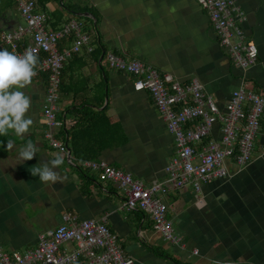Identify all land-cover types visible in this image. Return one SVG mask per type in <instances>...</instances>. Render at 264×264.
I'll list each match as a JSON object with an SVG mask.
<instances>
[{
	"label": "crops",
	"instance_id": "obj_1",
	"mask_svg": "<svg viewBox=\"0 0 264 264\" xmlns=\"http://www.w3.org/2000/svg\"><path fill=\"white\" fill-rule=\"evenodd\" d=\"M67 2L98 13L97 19L85 12L94 17L90 18L93 23L68 14L65 17L91 30L92 44L98 35L106 55L118 52L126 59L141 60L159 73L172 74L184 84L197 80L223 111L232 93L244 84L264 97V0H238L247 15L246 34L259 49L257 63L247 70L234 65L219 43L209 13L197 0ZM48 9L53 12L58 5L49 4ZM19 19L18 9L9 10L0 16V28L4 33L12 32L24 26ZM80 55H84L78 61L83 66L66 76L65 90L70 88V93L60 91L58 113L84 101L95 108L101 101L100 86L104 81L106 97L99 109L107 107V115L113 123L121 125L125 137L122 145L104 150L97 161L91 162H106L147 185L155 182L168 185L166 168L175 157L176 142L152 96L136 90L131 75L112 70L106 56L103 62L97 63L86 50ZM100 64L107 70V79ZM48 85L49 82L38 78L24 89L32 102L42 106L39 113L29 115L33 120L29 132L22 137L9 133L6 142L0 136V248L6 251L34 248L40 234L60 226L63 216L70 213L79 220L106 222L118 236L125 254L134 258L136 264H173L155 258L139 241L141 236L148 245H154L157 232L148 222L151 218L138 226L131 212L122 207L124 197L110 192L118 190L108 182L99 181L86 190L78 169L82 161L71 151L69 158V154L55 148L46 137L48 128L43 111ZM261 121L250 163L244 167L231 166L227 178L202 184L199 192L188 185L168 196V217L182 236L179 239L182 251L195 248L192 252L195 254L198 250V255L213 261L211 264H227L221 256H229L234 264H243L241 258L264 259V231H259L260 220L264 219V115ZM219 130V126L213 129L211 139L219 138ZM58 131L53 132L55 139L64 142L57 136ZM9 140L13 142L11 149L7 148ZM28 141L39 152L32 160L25 161L20 157V150ZM57 154L64 156V164L57 170L58 182L43 183L38 176H32L31 168ZM92 173L99 177V172ZM243 240L248 246L242 251L234 249ZM211 254L219 260H214ZM174 257L191 264L178 255Z\"/></svg>",
	"mask_w": 264,
	"mask_h": 264
},
{
	"label": "built area",
	"instance_id": "obj_2",
	"mask_svg": "<svg viewBox=\"0 0 264 264\" xmlns=\"http://www.w3.org/2000/svg\"><path fill=\"white\" fill-rule=\"evenodd\" d=\"M197 1L209 13L219 43L234 65L244 70L254 66L259 49L246 34L247 15L238 0ZM16 2L25 25L4 33L2 41L17 54L33 50L39 57L36 76L49 77L43 111L48 128L46 137L55 148L69 154L67 144L56 140L53 133L62 126L57 118L62 69L73 54L93 51L91 36L83 32V24L77 20L53 30L49 26L50 16L39 9L36 0ZM71 35H74L72 46L62 52L60 41ZM106 61L112 70L131 75L134 88L148 92L164 116L176 142L175 157L166 168L170 183L147 185L103 161H87L83 166L99 172L103 182L117 183L124 193L123 209L148 214L154 231L177 245L180 240L168 219V196L188 185L199 192L202 184L227 178L231 166L244 167L250 163L261 129L264 97L244 84L232 93L223 111L197 80L184 84L141 60L126 59L113 52L106 55ZM216 126L220 128V136L214 140L211 134ZM0 264H136V260L125 254L118 236L106 222L79 220L67 213L60 226L39 235L34 248L25 251L0 248Z\"/></svg>",
	"mask_w": 264,
	"mask_h": 264
},
{
	"label": "trees",
	"instance_id": "obj_3",
	"mask_svg": "<svg viewBox=\"0 0 264 264\" xmlns=\"http://www.w3.org/2000/svg\"><path fill=\"white\" fill-rule=\"evenodd\" d=\"M36 1L38 3L39 9L50 16L49 26L53 30H59L63 27L64 24L71 21V19L65 17V14L70 15L71 18L90 21L91 23H93V20L90 18L76 16V13L90 12L95 16V18L98 19V13L92 8L88 9L87 7L84 8L72 5L68 3L67 0H64L63 4H60V0ZM52 3H56L58 5V9L53 12H50L48 9V5ZM12 9H18L16 0H0V14L2 13L1 15L5 14L7 11ZM83 32L88 35L91 34V30L87 28L84 29V27ZM3 34V30L0 28V50L7 49L11 51L10 46L4 44L2 41ZM98 39L99 38L97 35V37H95V40L93 41V44L91 43L93 51L89 52L97 63L99 62L103 51L106 52L105 46ZM73 41L74 35L62 39L59 43V49L62 52L66 49H70L73 44ZM81 53L73 54L70 58L65 61L61 75V92L64 90L66 93H70V88L65 90L66 83H68L66 82V76L69 75V73H75L76 70H79V68L83 66L78 62L79 60H83L84 55H80ZM106 53L102 62L105 60ZM113 53L122 56L118 52ZM100 67L101 70L104 71L105 78L107 79L108 74L106 68L102 64H100ZM38 78H42V81L45 83L49 82L48 74H41L39 76H36L33 80ZM102 82L103 83H101L100 86V91L103 93L102 98L101 101H99L98 104L95 106V108L90 105L89 101H84L79 105L73 104L72 106L66 108L64 111H61L57 114L58 120L62 123V126L59 129L57 136L64 140L72 155L77 160L82 161V166H79L78 169L81 173L82 181L84 182V185H86V190H89L88 187L90 185L98 183L99 181L102 182V180L100 173L99 177L96 178L95 174L91 173V169L85 168L83 166L84 162L97 161L104 150L122 145L125 141L121 125L119 123H113L112 120H110L109 116L107 115V107H105V109L103 110L99 109L104 105L106 97V83L104 81ZM5 138L6 142L9 138L8 136ZM237 153H239V151H237ZM86 190L84 191L85 193L87 192ZM109 191L114 194H117V191H115L114 189H111ZM130 215L134 216V219H136V223L138 224V226L142 224L144 219L149 220L150 218L146 213L142 211H132ZM148 222L151 224V226H153L154 223L152 219ZM139 241L141 242L143 247H145L149 251V253H151L157 259H162L165 261L167 260L173 264H187L170 255L168 251L164 250L162 247L148 245L146 241L141 238H139ZM121 247L124 248L122 245Z\"/></svg>",
	"mask_w": 264,
	"mask_h": 264
},
{
	"label": "clouds",
	"instance_id": "obj_4",
	"mask_svg": "<svg viewBox=\"0 0 264 264\" xmlns=\"http://www.w3.org/2000/svg\"><path fill=\"white\" fill-rule=\"evenodd\" d=\"M39 57L33 50L17 54L14 50H0V136L7 137L14 133L22 137L29 132L33 120L27 115L31 106V97L23 89L33 83L37 75ZM13 142L7 143L11 149ZM39 149L28 141L20 150V157L25 161L32 160ZM64 164V156L57 154L55 158L30 169L32 176H38L43 183L58 182V169Z\"/></svg>",
	"mask_w": 264,
	"mask_h": 264
},
{
	"label": "rangeland",
	"instance_id": "obj_5",
	"mask_svg": "<svg viewBox=\"0 0 264 264\" xmlns=\"http://www.w3.org/2000/svg\"><path fill=\"white\" fill-rule=\"evenodd\" d=\"M12 15H13V18L15 17V13H12ZM19 21L22 23V25H25V22H24V20L22 19V17H21V19H19ZM22 91H24V89L22 90ZM40 109H42V106H41V104H37V103H34V101L32 102V106H31V108H30V110H29V112H28V116L29 115H35V114H37V113H39L40 112ZM30 117V116H29ZM13 136L14 137H17V136H15L14 134H13ZM254 145H256V142H254ZM92 173V172H91ZM108 183H110V184H112L113 185V187H115V189L116 190H118L117 191V193L121 196V197H124V193H123V191L122 190H120V188H119V185L117 184V183H113V182H110V181H107ZM261 221V223H262V225L259 227V231H264V219H261L260 220ZM173 224H174V222H173ZM177 228H176V226L174 225V232H176L175 233V236H177L178 237V239H180V237H182V236H179V233H178V231L176 230ZM243 233H247L248 234V232H246V231H243ZM218 235V234H217ZM162 236V234H160V233H157V234H155L154 235V237H155V242L153 241V243L152 244H154V245H157V246H161V247H163V248H165L167 251H168V253L170 254V255H172V256H179V258L180 259H183V261H186V262H188V263H191V264H211V263H213V261L212 260H207V258H206V256H202V254H194L193 252H192V250H194L195 248H190V249H188L189 247H187V250L186 251H182L181 250V245L180 244H173V243H171V242H167V241H165L164 240V238H163V236ZM138 237H140L141 239H142V237L141 236H138ZM245 238H246V235L244 236ZM243 237V238H244ZM219 238V237H218ZM183 239V238H182ZM246 240V239H245ZM180 243V242H179ZM182 243V242H181ZM262 244H264V243H262ZM238 246V248H236ZM244 246H248V243H247V245H246V241H241V242H239L236 246L234 245V249H238V250H243V247ZM25 250H27V249H23V250H20V251H25ZM198 251V250H197ZM179 253H181V254H179ZM198 253H199V251H198ZM262 253L263 252H261V255H262ZM260 255V256H261ZM211 256H213L214 258V260H219L217 257H215L213 254H211ZM221 260L222 259H225V260H223L224 261V263H227V264H234L233 263V260H231V259H229V256H227V258H225L224 256H221V258H220ZM259 258H257V261H256V259H249V260H245V259H240V262H243V264H263V261H264V259H259L261 262H259V260H258ZM161 261H164V260H161Z\"/></svg>",
	"mask_w": 264,
	"mask_h": 264
},
{
	"label": "water",
	"instance_id": "obj_6",
	"mask_svg": "<svg viewBox=\"0 0 264 264\" xmlns=\"http://www.w3.org/2000/svg\"><path fill=\"white\" fill-rule=\"evenodd\" d=\"M64 3V0H60V4H63ZM76 16H80V17H89V18H92L94 19V17L92 15H90L89 13H76ZM104 55H105V51H103V54L100 58V63L102 62L103 58H104ZM69 158H71V153L69 151Z\"/></svg>",
	"mask_w": 264,
	"mask_h": 264
}]
</instances>
